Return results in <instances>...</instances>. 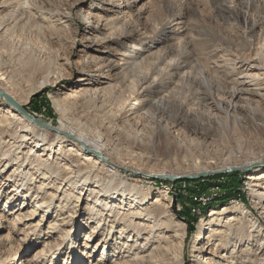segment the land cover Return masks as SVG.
Listing matches in <instances>:
<instances>
[{
	"label": "rangeland",
	"instance_id": "obj_1",
	"mask_svg": "<svg viewBox=\"0 0 264 264\" xmlns=\"http://www.w3.org/2000/svg\"><path fill=\"white\" fill-rule=\"evenodd\" d=\"M5 1L0 2L3 3L0 4L2 5L0 7V67L2 70L6 68L13 79L9 89L17 95L28 92L33 87L41 85L44 87L42 92L34 94L30 103L24 106L31 115H35V118L39 117L36 119H42L40 121L52 127L62 122L63 118L79 126L89 137L101 139L105 151L114 160L144 171L175 173L170 174L174 176H187L181 173L191 174L207 166L243 163L264 153V126L260 125L263 119L261 114L264 115V88H262L264 76L257 83L254 78L246 74L264 69L262 68L264 67L262 47L264 0H138L135 2V7L130 9L129 15L132 14L128 27L118 31L114 29L116 43L119 42L123 31H132V38L125 40L126 42L121 41L120 44L115 43L114 46L120 49L119 52L127 50L129 53L128 45L132 40L136 42L138 39L137 44L145 46L147 54L156 52L150 54L149 59L134 56L127 60L125 66L123 65L124 72L122 70L123 73L116 76L115 83L118 89L114 93H108L105 98L94 95L93 97L90 95L89 98L73 96V92L75 93L80 85L79 78L84 67L81 58L84 54L82 45L85 37L89 36L83 18L89 11L107 16L98 0H29L43 12V16L47 14L44 21L40 18L39 20L30 18L24 12L17 14L16 1ZM65 14H70L71 17L66 18ZM126 22L128 21H122L118 26L121 27V24L124 25ZM176 26L177 30L171 31ZM142 34L144 36H141ZM119 56L121 58V55ZM240 79L247 80L245 88L247 87L248 91L245 92V96L243 95V100H234L231 95L237 88L240 89L238 83ZM102 81L104 80H100L99 83ZM163 90L164 92H161ZM56 93H59L64 100L65 106L62 111L57 109L52 101L51 95ZM147 97H150L151 101ZM235 101L238 110H231V104ZM6 106L7 103L0 98V114L6 112ZM5 125L12 126L13 130L21 126L9 123ZM15 135L8 129L3 135L0 152H17L21 158L19 161H23L26 152L35 145V142L29 141L27 146L17 150L21 142ZM49 154L46 151L43 157L47 158ZM63 159L60 157L59 160ZM35 165L28 166L31 167L28 177L31 190L28 192L26 202L23 204L22 197L12 204L15 198L9 205L13 207V212L9 213L11 218L16 215H28V212L35 207L36 201L40 202L46 194L57 192V198L62 197L64 190L69 188L64 187L66 182H60L61 180L54 182V174L49 173L47 175L52 177L45 178L41 173L43 169L33 174L38 171L33 168L36 167ZM15 166L19 167L13 163L10 168H5V162L0 163L1 213L8 207L5 206L7 198L13 192L20 191L17 190V186L22 183L21 177H18V181L15 177L14 182L8 185L7 176ZM25 168L23 166L21 170ZM99 169L96 179L93 174L91 175L97 191L103 189L106 191L110 183L117 185L121 182L131 188L133 185L140 188L150 187L152 192H149L147 205H150L151 199L156 196V191L161 190L163 196L168 194L166 199L170 206L169 212L166 213L169 216L164 218L166 224L161 225L157 232L151 234L152 239L148 245L151 250L158 241L161 244L164 242L168 252L166 251L165 256L163 253L156 254L153 260L147 259L146 262L133 261V264H177L175 255L180 249V239L173 235L174 221L177 220L186 223L182 251L184 264H193V245L202 219L209 218L214 208L219 209L224 206L235 208L239 202L244 203L252 211L243 218L245 229L250 231L258 218L254 225L256 230L253 232L250 244L248 241L243 243L239 241L235 247L233 241L236 243L237 237L233 236L229 250L221 249V251L228 253L235 248L236 258L238 255L242 257L243 254L247 256L246 250H250L251 261L247 264L264 257L262 231L264 218L260 210L253 205L254 197L248 178L250 170L214 173L207 177L211 178L210 180L203 182L204 185L199 187L198 181L207 178L158 182L152 177L135 176L122 170L111 172L104 167ZM89 171L90 169H86L80 174L83 176ZM233 173H236L237 177L229 176ZM224 174L225 176H222ZM231 178L237 179V189L231 190V187H227ZM41 181L50 183V188H45L46 193L45 190L44 192L38 190ZM124 183L118 186V190L125 188ZM13 184L17 186H12ZM57 186L60 187L59 191H56ZM68 193L69 191L65 197ZM120 193L121 191L117 192L116 196ZM127 193L128 190L125 192L128 198ZM73 195L71 202L70 199L64 200L63 204L67 201L70 203L66 205L63 215L58 214L61 213L59 208H55L57 211L54 207L49 208L45 220L37 228L32 225L42 218L41 215L47 210L46 205L39 208L35 217L23 218L17 222L15 230L7 220H3L1 227L2 231L4 229L3 235H6L10 229V237L13 239L11 238V242L0 243V259L7 260L6 264H124V260H132L133 258L127 255H133L136 250L127 252L131 246L124 247L126 245L124 241L128 238H123L120 247L115 246L112 250H108V246L113 236L108 239L107 246L103 241L106 238H103L96 249L93 247L96 246L98 239L91 242L89 247L85 246L86 234L96 225L95 219L98 217L93 213L95 219L87 223L91 213L90 205H94L98 196L96 193L91 195L86 189L83 191L75 189ZM48 199L50 200L49 197ZM54 202L58 204L57 199ZM8 209L9 207L6 210ZM57 214L59 216H56ZM63 219L66 224L63 223ZM55 220L59 225L62 223L64 225L58 229L53 228L51 223ZM189 225L194 229H189ZM260 227L263 228L261 231ZM65 229L71 232H63ZM106 233L108 230L105 235ZM149 234L150 232L144 233L142 235L144 238L142 236L138 238L139 242L142 244L145 236ZM133 237L136 238L134 235ZM72 242L76 249L73 252L69 248ZM128 242L131 245L134 241ZM137 245L139 244H136V247ZM103 252L105 257L100 260L103 258ZM206 254L211 255L207 251L204 255Z\"/></svg>",
	"mask_w": 264,
	"mask_h": 264
},
{
	"label": "bare ground",
	"instance_id": "obj_2",
	"mask_svg": "<svg viewBox=\"0 0 264 264\" xmlns=\"http://www.w3.org/2000/svg\"><path fill=\"white\" fill-rule=\"evenodd\" d=\"M13 1H16V4H17V11H16L17 14L24 12V13H27L30 18H34L35 20L36 19L39 20V18L43 21L46 20L45 16L47 14L45 13L46 15L44 14L45 16H43L42 14L43 12L39 11L36 8V5L30 2L29 0H13ZM98 1L102 9L107 13V16L99 15L98 13L94 14L92 13V11H89L87 16L83 18V20L86 22V31L89 34V36L87 35L85 37L84 43L82 45V50L84 54L81 55L82 56L81 58L84 63V67L81 70V77L79 78L80 85L78 89L75 90V93L73 92L74 94L73 96L75 97L88 96L89 98L90 95L91 96L94 95V97L99 96L100 98L103 96V98H105L104 96H106L108 93L110 94V93L116 92V90L118 89L117 84L115 83L116 76L117 75L120 76L119 74L122 72V70L124 72L123 68H125L124 66L128 62L127 60H129L131 57L133 58L134 56H137V58L138 56L139 57L142 56V58L144 59V58H147L150 54H153L156 52V51L149 52L147 54V48L145 46L137 44L138 39L136 40V42L132 40L130 45L127 44L130 50L129 53L127 52V50L126 51L124 50L125 52H119L120 49L119 48L117 49V47L114 46V44L116 43L114 41V38H116V36L114 37V33H115L114 31L121 30L122 28L126 29L128 27L129 22H131L129 20L131 19L130 15L132 14L131 13L129 15L131 11L130 9L135 7V2H138V0H98ZM4 2L6 1L4 0ZM0 4H3V3H0ZM1 6L2 5H0V7ZM139 12L140 10H138V13ZM65 17L69 18L71 16L70 14L69 15L65 14ZM122 21H128V22H126L124 25L121 24V27H119L118 25H120ZM176 30H177V26L173 28L171 31H176ZM7 31L8 29L6 27V32ZM131 32L123 31L120 35L119 42L116 44H120L121 41L124 42L127 39H131L132 38ZM141 36H144V35L142 34ZM262 47L264 48V45ZM119 55H121V58H119L120 57ZM253 64L255 63L253 62ZM186 72L187 70H185L184 73ZM246 74L250 75V77L252 79L254 78V80L257 81L258 83L261 77L264 76V69H262V71L260 70L255 73H246ZM12 80L13 79H11V76H9V73L6 71V68L2 70L0 67V90L9 94L26 111H28L25 108L26 105L30 103L31 99L33 98V95L37 93L39 94L40 92H42L44 90L43 89L44 87L42 85L33 87V88H30L28 92H23L17 95L15 92L9 89L10 88L9 84L11 85ZM100 80H104V81L99 83ZM246 81L247 80L245 79L239 80L238 83L240 85V89L237 88V90L233 93V95H231L232 99L243 100V95L245 94V92L248 91V88L247 87L245 88ZM253 82L254 81H252V83ZM260 84L262 85L263 83H260ZM161 92H164V90ZM255 93L258 94L257 92ZM51 97H52V101L55 107L59 109L60 111H62L63 106L65 105H63L64 100L60 96V94L56 93L54 95H51ZM147 99L151 101L150 97L149 98L147 97ZM236 101L233 102V104H231V107H230L231 110L237 109L238 104ZM5 108H6V112L0 114V121H1L0 122V131H1L0 147H1V144L3 143L2 142L3 135L7 133L8 129L9 131H13L16 134L15 136L20 139L21 143L18 146L17 150L22 148V146H27V143L29 141H31L32 143L35 142V145L32 148L29 147L30 149L28 152H26V156L24 157L23 161H19L21 160V158L19 157L17 152H14V151L13 152L10 151L8 153L0 152V163L4 161L5 168H10L13 165V163H16L17 165H19V167L15 166L16 168L14 167L13 171H11V173L7 176L8 185L14 182L13 179L15 177H16L15 180L17 181H18V177H21L20 181L22 182L20 186H17V184L12 185V186H17L18 188L17 190H20V191H15L16 193L13 192L7 198V201L5 202V206L9 207L8 211L6 210L8 208L7 207L3 209L2 213L0 212V241H1L0 243L1 244L4 243L5 241L11 242L13 239L12 237H10L11 230L9 228H8L9 229L8 233L6 235H3L4 229L3 231L1 229L3 220H7L9 225L13 226L12 228L15 230L17 222H19L23 218L35 217L37 213L39 212V208L43 207V205H46L47 210L46 212L44 211L43 214L41 215L42 218L38 220L36 224L32 225L34 226V228H37L38 226L41 225L42 221L45 220L46 213L48 212L49 208H52V207H54V209L59 208L61 213H58V214L63 215L67 208L66 205L71 202L72 197L74 196L73 195L74 190L78 189V190L83 191L86 189L87 191L88 190L90 191L91 195L96 193V195L98 196L94 205H90L91 213H90V218L88 219L87 223L89 224V222L91 223L93 222L92 220L95 219L92 216L93 213L94 215H97L98 217L95 219L96 225L92 227L91 231L87 232L86 234V240H85L87 243L85 245L86 247H89L91 245V242L93 241L95 242L98 239L96 246L93 247L94 249H96L97 246L100 244V242L103 240V238H106L103 241L105 243V246H107V243L109 242L108 239L113 236L108 246V250L109 249L112 250L113 248H115V246L120 247L121 240H123V238H128L124 241V245L125 244L126 245L125 246L123 245V246L124 247L131 246L129 247V250L127 252H130L131 250L133 251L136 250V251L133 252V255H127L129 257H132L133 259L132 260L129 259L130 261L124 260L126 264H133V261L134 262H144L147 259L153 260L156 254L163 253L164 255L166 253L167 249L165 248L163 244L164 242L162 243L163 244L162 245L161 242L158 241V244L154 246L153 249L151 250H149L148 245L152 239L151 234H153L154 231L157 232L159 228H161L164 224H166L165 223L166 220H164V218L165 216H169V214H166V213L169 212L168 208L170 206L169 201L166 199V196L168 194L166 193V196L165 195L163 196L160 193L162 192L161 190L156 191V196H154V198L151 199L150 205H147L149 204L147 203L148 196L150 197V193L152 192L150 187L140 188L138 186L133 185L131 188V187H127L124 182H121L117 185L110 183L108 187H106L107 188L106 191H103L105 190L103 188H102L103 190L97 191V188L94 185V182H93L94 180L92 179L91 175L93 174V177L96 179L99 175L98 169L103 168V167L106 170L111 171V172L112 171L120 172L122 170L128 173H131L135 176H140V177L142 176L144 178H151V176H154V175L165 176V175H170V174H175V173L169 172V174H165L166 172L164 173L160 171H144L141 168L132 167L125 162L114 160L113 158L110 157V155H108L107 151H105V145L101 139H95V138L89 137L87 133H85L83 130L79 128V126H75L73 123H69L65 121L63 118L61 119L62 122H60L58 125L52 126L54 127V130H51L49 128L37 126L35 123L30 122L24 116H22L17 110L13 109L9 105H7ZM250 112L251 111L249 109V113ZM261 117L263 119L261 120L260 125L264 126V115L261 114ZM7 123H9L10 125L20 124L21 126H17V129L13 130L11 128L12 126L5 125ZM137 128H140V126H137ZM46 151H48L50 154L47 158L46 157L44 158L43 153ZM98 155H101V157ZM60 157H63L64 159L61 161L59 160ZM30 165H35L36 167H33V168H35V170H38L37 172H33V174L38 173L40 172V170L43 169L41 173L44 175L45 178L52 177V175L50 176L47 175L49 173L54 174L55 175V180L53 179L54 182H57L60 180H61L60 182H66L64 187L67 186L69 188L64 190L63 192L64 195L62 197L57 198V194H58L57 192L55 193L50 192L49 194H46L45 195L46 198L42 197L44 199H42L40 202L36 201L35 207H33L28 212V215H23V216L16 215L13 218H11L9 217V213L13 212L12 210L13 207L9 205L12 199L16 198L12 203L14 204L15 202L20 200L19 198L23 197L24 199L23 204H24L26 202V197L28 196V192H30L31 190V187H29L30 178H28L29 174L31 173L30 171L31 167L28 168V166ZM23 166L26 168L21 170V167ZM58 169H59V172H57ZM86 169H90V171L85 173L82 176L80 173L83 171H86ZM234 169L235 170L236 169H241V170L246 169V170L251 171L248 178H249V185L252 191V196L254 197L253 205H255L254 208H258L260 210V213L262 217L264 218V153L261 154L260 156L247 159L243 163L225 164L224 166H207L205 168L197 169L191 174L185 172V173H181V175H189V174L198 175L201 173H206L208 176H210L214 173H218V174L228 173L227 171L234 170ZM153 180L155 179L153 178ZM157 180L159 182L160 179H157ZM25 181L27 182L25 183ZM122 183H124L125 188L122 190H118V186L122 185ZM49 185L50 183L46 184L45 181H41L40 184L38 185L39 192L41 191L44 192L45 188H48V187L50 188ZM53 186L54 185H52V188ZM24 187L26 189H24ZM27 189L28 191H26ZM59 190H60V187L57 186L56 191H59ZM127 190L129 192L127 193L129 195L128 198L125 194ZM68 191H69L68 196L65 197V194ZM119 191H121L120 195L116 196V193ZM45 193H46V190H45ZM48 197L50 198V200L48 199ZM55 199L58 200L57 205L54 202ZM65 199L67 200L70 199V202L67 201L65 204H63ZM76 200H78L77 196H76ZM75 208H76V205H75ZM75 208L72 209L73 212L75 211ZM231 211H233V213H229ZM248 212L252 213V211H250V208L246 206L244 203L239 202L238 204L235 205V208H232L231 206H224L219 209L214 208L212 212L210 213V215L208 216L209 218L202 219V221L199 224V228H200L199 232L196 235L195 243L193 245V253H194L192 255L193 264H247V262L251 261V259L249 258L250 250H246L247 256L243 254L242 257H238L239 256L238 255L236 258L234 256L236 253L235 248H233V250L231 249L232 252H228V253L227 252L222 253L223 250L221 251V249H224L225 251L227 249L229 250L230 244L234 237H237L236 239L237 242L236 243L235 241H233L234 243L232 242L233 245H235V247L237 246L239 241L241 243H243V241L245 242L248 241L250 244L251 237L253 236V232L256 230L254 225L259 219L257 218V221L252 226L253 228L251 227V230L247 231L244 227L245 222L243 223L244 221L243 218L247 216ZM58 214L56 216H59ZM81 216L82 215L80 214V217ZM145 220H150V221L147 222ZM64 222H65V219H63V223ZM63 223L59 225L57 223V220H55L51 223V226L55 229H58L61 225L66 224V222L64 224ZM173 228H174L173 229L174 237H177L178 239H180V246H179L180 249L175 255V259H176L175 261L177 264H184V255L182 254V251L184 248L183 241L186 235V223L182 220H177L176 222L174 221ZM262 229H263L262 227L259 228L260 231ZM67 230L65 229V231L63 230V232H66V233L71 232V230H68V231ZM107 230H108V233H106L105 235V232ZM259 230L257 231L259 232ZM262 231L264 232V230ZM148 232H150V234L145 236V240L141 244L138 238H141V236L144 233L148 234ZM132 233H134L133 235L136 236V238L133 237ZM162 236H160V238ZM157 237L159 238V235ZM157 237L154 236V238H157ZM130 240L134 241L133 242L134 245L129 244L128 241ZM48 244L49 243L47 242V245ZM136 244H139V245H137L136 247ZM69 248L72 249V252L76 250L73 242L72 244L69 245ZM206 251L211 255L209 256L207 254L204 255ZM90 256H92V254ZM104 257H105V252H103V258H100V260H103ZM6 261L7 260L5 259H2V260L0 259V264H6ZM263 261H264V257L257 258L254 261L252 260V264H262ZM10 264H13V263H10Z\"/></svg>",
	"mask_w": 264,
	"mask_h": 264
},
{
	"label": "water",
	"instance_id": "obj_3",
	"mask_svg": "<svg viewBox=\"0 0 264 264\" xmlns=\"http://www.w3.org/2000/svg\"><path fill=\"white\" fill-rule=\"evenodd\" d=\"M0 98H2L7 105L11 106L13 109L17 110L22 116H24L27 120L30 122L35 123L37 126L40 127H47L49 129H53V127H50V125L43 123L42 121L36 119L33 115H31L28 111H26L17 101H15L9 94L5 93L4 91L0 90ZM101 157V155H98ZM108 161V160H107ZM236 170H241V169H236ZM235 171L234 170H229L227 172ZM154 179H160V180H169L173 182L181 181V180H196V179H202V178H207L208 175L206 173H201L198 175H187V176H173V175H165V176H159V175H154L151 176Z\"/></svg>",
	"mask_w": 264,
	"mask_h": 264
},
{
	"label": "trees",
	"instance_id": "obj_4",
	"mask_svg": "<svg viewBox=\"0 0 264 264\" xmlns=\"http://www.w3.org/2000/svg\"><path fill=\"white\" fill-rule=\"evenodd\" d=\"M222 176H225V175H222ZM229 176H231V177H237V174L236 173H233V174H229ZM211 178H207V179H205V180H199L198 181V183H199V187H202L201 185H204V184H202L203 182H205V181H207V180H210ZM237 181V179L236 178H231L230 179V181L228 182V184H227V187H231V190L232 189H237V187H238V181ZM207 187H205V189H206ZM203 189H204V187H203ZM189 229H191V230H193L194 228H193V226H191V225H189Z\"/></svg>",
	"mask_w": 264,
	"mask_h": 264
}]
</instances>
